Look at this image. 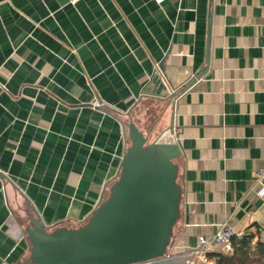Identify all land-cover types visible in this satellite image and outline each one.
I'll use <instances>...</instances> for the list:
<instances>
[{"label": "crops", "instance_id": "crops-1", "mask_svg": "<svg viewBox=\"0 0 264 264\" xmlns=\"http://www.w3.org/2000/svg\"><path fill=\"white\" fill-rule=\"evenodd\" d=\"M129 122L181 151L170 254L224 223L257 241L264 0H0V263L26 261L34 213L48 231L86 222Z\"/></svg>", "mask_w": 264, "mask_h": 264}, {"label": "water", "instance_id": "water-1", "mask_svg": "<svg viewBox=\"0 0 264 264\" xmlns=\"http://www.w3.org/2000/svg\"><path fill=\"white\" fill-rule=\"evenodd\" d=\"M208 62L207 52L206 66ZM175 96L170 95L171 99ZM173 111L171 101L170 135L174 133ZM127 131L129 146L106 198L76 229L48 231L34 213L26 230L30 248L23 264H185L192 256L164 258L181 195L174 165L181 155L178 144L161 142V135L149 142L150 132L144 134L132 122Z\"/></svg>", "mask_w": 264, "mask_h": 264}, {"label": "built area", "instance_id": "built-area-1", "mask_svg": "<svg viewBox=\"0 0 264 264\" xmlns=\"http://www.w3.org/2000/svg\"><path fill=\"white\" fill-rule=\"evenodd\" d=\"M161 4L165 0H154ZM255 180L258 185L257 195L264 198V168L255 173ZM244 233H235L226 223L220 225L218 230L209 238L201 236L197 239L194 247L180 254H167L164 258L186 257L191 256L185 264H218L213 255L232 253V238H241ZM258 240L264 242V232L258 235ZM163 258V259H164ZM0 264H9L2 261Z\"/></svg>", "mask_w": 264, "mask_h": 264}, {"label": "trees", "instance_id": "trees-1", "mask_svg": "<svg viewBox=\"0 0 264 264\" xmlns=\"http://www.w3.org/2000/svg\"><path fill=\"white\" fill-rule=\"evenodd\" d=\"M255 234L245 232L241 238H232L233 251L229 254H215L213 257L218 264H264V242L257 239Z\"/></svg>", "mask_w": 264, "mask_h": 264}, {"label": "rangeland", "instance_id": "rangeland-1", "mask_svg": "<svg viewBox=\"0 0 264 264\" xmlns=\"http://www.w3.org/2000/svg\"><path fill=\"white\" fill-rule=\"evenodd\" d=\"M152 119H153V117H151L150 115H149L148 117H146V124H147V123H150V122L152 121ZM148 127H149V125H145V126H144V129H147ZM162 129H163V128H162ZM160 130H161V129H160ZM160 130H158V131H156V132H154V133H153V132H150L149 140H148V141H149V142L154 141V140L156 139V137L159 136V134H160L159 131H160ZM145 133H147V131L144 132V134H145ZM106 196H107V194H106ZM106 196H105V197H106Z\"/></svg>", "mask_w": 264, "mask_h": 264}]
</instances>
